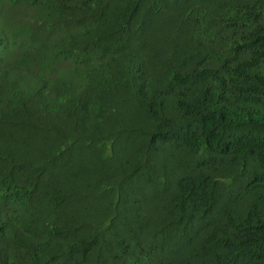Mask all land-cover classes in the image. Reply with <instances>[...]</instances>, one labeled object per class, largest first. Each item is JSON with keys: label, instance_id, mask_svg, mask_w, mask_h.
Segmentation results:
<instances>
[{"label": "trees", "instance_id": "obj_1", "mask_svg": "<svg viewBox=\"0 0 264 264\" xmlns=\"http://www.w3.org/2000/svg\"><path fill=\"white\" fill-rule=\"evenodd\" d=\"M0 264H264V0H0Z\"/></svg>", "mask_w": 264, "mask_h": 264}]
</instances>
